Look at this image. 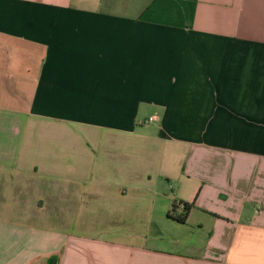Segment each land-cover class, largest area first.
Masks as SVG:
<instances>
[{"label": "crops", "instance_id": "0c3cea01", "mask_svg": "<svg viewBox=\"0 0 264 264\" xmlns=\"http://www.w3.org/2000/svg\"><path fill=\"white\" fill-rule=\"evenodd\" d=\"M0 264H264V0H0Z\"/></svg>", "mask_w": 264, "mask_h": 264}, {"label": "trees", "instance_id": "16d2710c", "mask_svg": "<svg viewBox=\"0 0 264 264\" xmlns=\"http://www.w3.org/2000/svg\"><path fill=\"white\" fill-rule=\"evenodd\" d=\"M194 207L193 203L173 200L171 209L168 212V217L178 223H185L190 210Z\"/></svg>", "mask_w": 264, "mask_h": 264}, {"label": "built area", "instance_id": "2783aa9c", "mask_svg": "<svg viewBox=\"0 0 264 264\" xmlns=\"http://www.w3.org/2000/svg\"><path fill=\"white\" fill-rule=\"evenodd\" d=\"M152 120H153V118H150V119H149V121H152Z\"/></svg>", "mask_w": 264, "mask_h": 264}]
</instances>
